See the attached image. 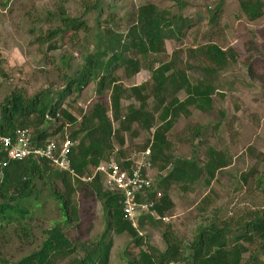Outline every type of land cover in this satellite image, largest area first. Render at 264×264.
<instances>
[{
    "label": "trees",
    "instance_id": "1",
    "mask_svg": "<svg viewBox=\"0 0 264 264\" xmlns=\"http://www.w3.org/2000/svg\"><path fill=\"white\" fill-rule=\"evenodd\" d=\"M238 4L249 22L264 15L263 0H239ZM91 8L101 10L98 0ZM56 14L59 26L32 42L46 45V52L55 49L56 38L69 33H86L89 29L84 20L69 16L63 6ZM188 22L181 15L157 11L150 4L139 6L124 20L123 29L113 24L112 28L106 27L102 34H97L99 41L94 52L88 53L87 49L81 48L83 64L73 76L64 75L66 81L62 90L52 92L46 89L27 96L22 90L15 89L6 95L0 102V133L12 134L17 129H26L31 143L41 145L53 140L57 134L60 142L63 141L67 137L63 127L67 124L70 127L68 138L74 142L69 155L72 168L77 175H84L91 174L94 167L108 161L112 154L118 155L116 160L129 169L130 159L124 158L121 150L127 143L126 136L133 139L139 131L147 132L150 137L137 146L135 155L148 149L150 168L166 174L155 182V189L147 195V198L155 199L156 214L165 216L174 209L170 196L172 188L185 192L189 189L188 184L203 176L205 187L210 188L217 180V172L228 166L226 159L212 148L207 149L202 164L192 157L184 160L174 156L170 134L175 122L181 116L187 117L190 108L199 112L211 110L212 96L217 91L213 83L217 70L227 68L229 59L232 61L226 50L213 43L188 50L189 58L198 61L200 64L196 68L203 72L202 79L193 84L187 76V70L193 66L181 65L179 50L173 52L169 60L162 61L161 57L166 54L165 39L174 34L183 35ZM62 63L68 67V63ZM120 68L128 80L145 68L150 73L149 81L125 87L116 75ZM91 82H94L98 96L104 92L107 94L109 106L105 108L100 102L94 103L78 120L72 114L71 106L62 108L63 102L71 93L78 94ZM182 92L185 98L181 100L179 95ZM124 99L133 102L124 107ZM107 112H110L109 116ZM51 126H56V130L51 131ZM201 130L196 126L188 141L200 143ZM256 157L264 164L263 153ZM3 159L0 153V161ZM255 176L256 187L264 194V182L255 170L240 178L246 183ZM42 191L47 193L46 197L42 196ZM79 191H90L99 198L106 219L105 231L89 249L82 244L77 248L62 229L75 219L73 197ZM209 195L210 189L199 205L196 204L201 214L209 212ZM136 199L139 201L138 197ZM48 200L54 202L62 221H50L51 227L39 232L42 241L36 250L15 262L0 255V264H59L64 260H69L67 264H108L111 233L127 234L130 244L138 250L134 259L124 255L126 264H264V208L248 211L235 220L219 219L213 212L211 218L197 228L188 244L182 243L172 232L164 231L165 249L160 251L147 245L136 227L124 219L121 195L104 190L100 175L83 183L67 172L55 169L46 159L32 157L9 161L1 169L0 244L11 238L33 244L38 216ZM143 220L154 221L140 216L137 226ZM156 222L161 224V221ZM79 249L83 251L81 256L76 255Z\"/></svg>",
    "mask_w": 264,
    "mask_h": 264
},
{
    "label": "rangeland",
    "instance_id": "2",
    "mask_svg": "<svg viewBox=\"0 0 264 264\" xmlns=\"http://www.w3.org/2000/svg\"><path fill=\"white\" fill-rule=\"evenodd\" d=\"M96 1L8 0L3 7L6 0H0V102L15 89L22 90L27 96L46 89L52 92L62 90L66 81L64 75L73 76L83 64L81 48L87 49L88 53L94 52L99 41L97 34H102L106 27L112 28L113 24L123 29L124 20L135 13L139 6L150 4L157 11L181 15L189 20L188 27L183 35L174 34L165 39L166 54L161 57L162 61L169 60L173 52L179 50L181 65L187 63L184 67L193 66L187 70L192 84L202 79L203 72L196 68L200 63L189 58L188 50L213 43L226 50L232 61L229 59L227 68L217 70L213 80L217 91L212 96L211 110L199 112L190 108L187 117L181 116L175 122L170 134L174 156L184 160L192 157L202 164L207 149L212 148L226 159L228 166L217 172V180L210 188L205 187L204 176L188 184L191 189L185 192L172 188L170 196L174 209L165 215L168 221L159 224L143 220L136 230L147 245L163 251L164 231L172 232L182 243L188 244L197 228L206 223L213 212L219 219L235 220L248 211L263 209L264 194L256 187L257 176L249 178L246 183L240 176L255 170L264 182V164L258 162L256 157L258 153L264 154V15L249 22L240 12L239 0H98L101 6L99 12L91 8ZM60 6L69 16L84 20L89 29L86 33H69L56 38L55 49L46 52V45L32 42L59 26L55 16ZM215 11V17L211 20ZM62 61L68 63V67ZM116 75L125 87L139 85L150 78L145 68L130 80L126 79L121 68ZM76 94L71 93L62 108L71 106L70 110L78 120L94 103L100 102L105 108L109 106L105 92L100 96L95 93L94 82ZM179 98H185L183 92ZM130 102L133 101L124 99L122 106L126 107ZM149 103L153 104L151 101ZM196 126L202 129L200 143L188 141ZM50 130H56V126H51ZM63 132L68 137L70 127L67 124ZM126 137L127 143L121 150L124 158H132L138 153L137 146H141L150 135L139 131L133 139L128 135ZM59 138L57 134L54 138L56 143L60 142ZM111 157L118 159L116 154ZM209 189V212L201 214L196 208ZM46 195L42 191V196ZM73 198L75 219L62 229L77 248L78 244H82L85 249H89L105 231L102 203L90 191H79ZM38 218L33 244L20 243L11 238L0 244V255L11 262L28 255L42 241L39 232L50 228V221H62L51 200H48ZM108 240V264H126L125 256L135 258L138 250L130 244L127 234L111 233ZM126 247L129 249L125 251ZM82 253L79 249L76 255L81 256ZM68 261L59 264H67Z\"/></svg>",
    "mask_w": 264,
    "mask_h": 264
},
{
    "label": "built area",
    "instance_id": "3",
    "mask_svg": "<svg viewBox=\"0 0 264 264\" xmlns=\"http://www.w3.org/2000/svg\"><path fill=\"white\" fill-rule=\"evenodd\" d=\"M73 145L74 142L68 137L59 143L51 140L41 145H33L26 129H17L12 134L0 133V153L4 158L0 161V177L1 169L9 161H20L30 157L46 159L55 169L65 171L83 183L91 182L100 175L104 190L121 195L123 217L131 222L133 227L137 226L140 216L150 217L154 221H168L166 216L156 214L155 199L147 198L148 192L155 189V181L150 174L151 168L147 160L148 149L129 158L131 162L129 169L123 167L116 158L110 157L108 161L94 167L91 174L77 175L69 157Z\"/></svg>",
    "mask_w": 264,
    "mask_h": 264
},
{
    "label": "crops",
    "instance_id": "4",
    "mask_svg": "<svg viewBox=\"0 0 264 264\" xmlns=\"http://www.w3.org/2000/svg\"><path fill=\"white\" fill-rule=\"evenodd\" d=\"M188 159H190V158H188ZM150 174L156 183L159 182L160 179H162L166 175L165 172H158L156 169H151Z\"/></svg>",
    "mask_w": 264,
    "mask_h": 264
}]
</instances>
